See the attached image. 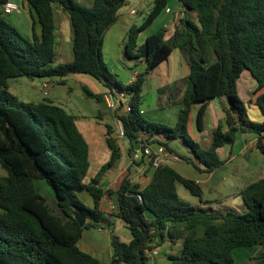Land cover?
<instances>
[{
    "label": "trees",
    "instance_id": "obj_1",
    "mask_svg": "<svg viewBox=\"0 0 264 264\" xmlns=\"http://www.w3.org/2000/svg\"><path fill=\"white\" fill-rule=\"evenodd\" d=\"M184 17L165 40L160 29L137 45L139 35L167 6V0H154L141 23L132 26L126 37L125 55L132 61L143 60L145 69L128 85H122L103 59V41L118 20L127 0H93L84 7L77 0H22L32 21L31 37H24L0 13V264H101L82 251L78 242L85 230L101 229L105 223L100 202L104 191L100 181L120 159V150L105 125L110 158L86 181L89 171L88 146L78 131L74 116L47 98L24 102L9 91V81L18 78L43 80L59 78L65 85L69 75H86L106 91H126L130 113H119L124 139L144 145L156 143L172 153L169 146L181 140L195 159L180 157L197 170L211 173L224 164L217 151L234 145L237 133L257 135L256 147L264 157V0H177ZM60 7L72 26V54L69 63L54 65L55 25L53 7ZM195 16V21L191 18ZM35 25L40 28L39 35ZM181 52L188 67L183 80L186 89L180 101L176 124L146 120L139 105L147 77L170 54ZM244 70L256 81L255 105L262 123L248 118L246 106L237 92ZM87 99L104 104V94L81 87ZM224 99L225 129L212 132L209 149L203 150L188 133L189 118L195 104H202L196 117L203 127L205 105ZM162 137L164 141L143 138ZM149 170H153L148 167ZM52 189L54 206L44 197L37 182ZM181 185L202 201V190L192 180L170 166L153 170L145 187L124 178L117 195V215L131 236L124 243L108 228L110 264H149L147 252L168 241H181L180 255H170V264H234V250L260 247L248 264H264V179L244 188L240 196L246 211L208 212L182 200ZM88 193L92 207L78 196ZM108 194H114L108 191ZM137 196L141 198L138 200ZM74 212L86 217L83 227ZM149 212L152 220L145 217Z\"/></svg>",
    "mask_w": 264,
    "mask_h": 264
},
{
    "label": "crops",
    "instance_id": "obj_2",
    "mask_svg": "<svg viewBox=\"0 0 264 264\" xmlns=\"http://www.w3.org/2000/svg\"><path fill=\"white\" fill-rule=\"evenodd\" d=\"M172 1L175 3L177 0ZM6 2H11L20 6L21 13H9L7 15L1 13L2 4ZM77 2L84 7H90L93 4V0H77ZM153 2L154 0H127L126 5L120 10L118 20L104 36L102 50L105 51L106 57L111 63L112 70L116 74V78L118 79L121 77L125 81V85L130 84L135 79L136 75L142 73L145 69V62L143 60L132 61L126 57L125 43L127 33L132 26L141 23L143 18L148 14ZM175 5L177 8H171L167 0L165 9L157 16L154 22L139 35L137 41L138 46L142 45L148 36L156 33L160 29L165 30V40H168L172 36L175 25L185 15L184 9L180 6L178 1ZM53 12L55 25L54 65L69 63L73 59V30L71 22L69 16L60 7L54 6ZM0 13L4 19L10 22L19 32L23 31L24 37H31L32 21L26 3H23L22 0H0ZM190 16L195 21V16L193 14ZM35 32L39 35L40 28L38 25H35ZM164 66L166 69H162ZM187 75L188 67L181 52L178 50H174L167 60L161 62L153 69L147 77L146 82L149 83L151 80H155V86L151 88V91H145V93L142 91L139 105L140 112L143 117H146V120L148 119V121L154 123L164 124L168 127H173L176 124L179 110L182 107L180 101L186 89V84L183 80ZM76 76H79L76 79V83L80 84V87H87L95 94H104L106 92V89L93 78L86 75ZM39 81L41 86L42 84H47L49 87V81L47 79ZM33 82L34 80L30 81V83ZM256 87V81L251 76L250 72L244 70L237 82V92L246 106V111H248L249 105L252 106V115L247 113L248 118L260 124L263 122V116L255 105L257 96ZM9 91L15 96V92L13 91H16V89L15 87H11V80L9 81ZM29 101L31 100L28 98V100L24 102ZM53 104L63 108L68 114L74 116L76 127L88 146L89 171L86 177L87 181L94 177L97 171L106 164L110 158V149L106 143L105 125L112 127L117 115L123 112H111L106 109L105 104H98L99 106L96 105L98 107L95 106L94 108L91 106L88 107L87 105L77 102L75 97L71 96H69L66 101L57 99V104L54 102ZM201 106L202 104H195L192 108L188 124V133L203 150H207L211 144L212 132L217 127H221L222 129L226 128L224 119L226 101L222 98L208 101L205 105L202 130H198L196 117ZM112 137L116 140V144L120 150V159L114 167L106 172L100 181V187L104 191V196L100 202V210L103 212L105 223L101 229L85 230L78 242V246L82 251L92 255L100 263L103 260L102 255L105 251L109 252V262L111 260L110 234L108 228L113 229L114 234L117 235L122 242L128 243L131 240L130 233L125 228L123 222L116 217L117 195L115 193L118 191L121 181L127 177L132 183L139 184L143 188L149 183L153 173V170H149L145 163L132 161L131 155L134 148L131 149L126 139L116 138L114 130ZM143 138H149L151 141H164L163 138L159 136L153 138L143 136ZM256 144V134L249 132L237 133L234 145H224L218 149V158L223 161L224 164L211 173L204 172V167L201 165L199 166L200 170L192 167L197 172L191 173L192 175H187L178 170V168L174 166L175 163H171L168 166L173 168L182 177L194 181L201 188L202 201L200 202L198 199L199 203L197 205H191L211 213H225L232 209L228 200L241 197L240 193L244 188L254 182L264 179V157L258 151ZM156 145V143L151 144L152 147ZM169 146L175 151L174 154L178 156L186 145L183 141L178 140L171 142ZM186 152L189 154L186 153V156L183 155L184 157L195 159L189 148ZM233 161H237L238 165L234 167L233 172L230 171L229 174H223L221 183L223 186H227V189L223 190L218 182L214 181V177L221 167L229 165L233 163ZM42 182L43 181H40V187L37 185L41 190L44 185ZM206 190L208 194H206ZM108 191H113L114 194H108ZM78 196L87 207H92V200L87 192L83 190L79 191ZM51 197L53 198L52 195ZM181 199L186 202L189 201L186 198ZM243 209H245V206H243ZM145 217L148 220L153 219V216L149 212H145ZM181 250V241L177 242L174 246H171L168 241H164L160 246L149 251L147 253V258L149 264H170L168 257L170 255H180Z\"/></svg>",
    "mask_w": 264,
    "mask_h": 264
},
{
    "label": "rangeland",
    "instance_id": "obj_3",
    "mask_svg": "<svg viewBox=\"0 0 264 264\" xmlns=\"http://www.w3.org/2000/svg\"><path fill=\"white\" fill-rule=\"evenodd\" d=\"M175 3H177V1H175ZM175 3L172 0H168V4L171 8H177ZM21 32L20 33L24 36L23 31H21ZM102 53H103L104 62L108 66L110 72L116 76V74L112 70L111 63L109 62V60L106 57L105 51L102 50ZM162 69H166L165 66ZM77 77H79V76L69 75V76L65 77L64 78V80H66L65 85H60L57 83L59 78L53 77V78L47 79L49 81L48 82L49 90L47 91L48 97H46V98H48L49 101L57 104V99H59L61 101H66L68 99V97L71 96V97H75L77 102L82 103L84 105H87L88 107L91 106L92 108H94L98 104H96L93 100L87 99L85 97L84 93L81 90L80 84L76 83ZM154 77H156V76H154ZM117 80L122 85L125 86V81L121 77L118 78ZM19 83H20V85H19ZM154 84H155V80H151V82H149V83L145 82L143 87H142V91H144L143 93H145V91H151V88H154V86H155ZM11 87L12 88L15 87L16 91H13V92H15V97H17L21 100L27 101L29 98V100L35 101V100H40V99L44 98V95H43L44 90L41 88V83L39 80H34L33 83H30V80H27L26 78L13 79V80H11ZM34 88H36V89H34ZM160 91H162V90H160ZM78 100H80L81 102ZM98 106H96V107H98ZM247 113L249 115H252V106H250V105L248 106ZM144 118H146V117L144 116ZM112 127L114 130L115 125L113 124ZM187 150H188V148H187V146H185V148H183L180 151L182 155L180 154L179 156L184 157V156H186V153L189 154L188 152H186ZM237 165H238V162L233 161V163L226 165L224 167H221L219 172L216 173V175L214 177V181L218 182L219 186L221 188H223V190L227 189V186H225V185L223 186V184L221 183V178L223 177V174H229L230 171L233 172L234 167ZM174 166L176 168H178V170L184 172L187 175H192L191 173H197L192 168V166L190 164L186 163L185 161H182L179 163L177 162L174 164ZM0 175L5 176V172L1 168H0ZM42 183H44V185L42 187L43 191L39 188L40 187L39 186L40 181L37 182V185L39 186L38 189H40L42 194L44 196H46V198H48L50 205L53 207L54 202H53V198L51 197V195L53 196L52 189L49 186H47L45 181H43ZM177 187H178V195L180 196V198L188 199L189 200L188 202H190V204L197 205L199 203L198 198L192 196L181 185H177ZM206 194H208L207 190H206ZM228 203H230L232 206V209H230V210L237 211L241 214H243L246 211V209H243L244 203H243L241 197H236V198H233L231 200H228ZM260 250H261L260 247L238 248V249L234 250V252H233L234 264H248L249 261L251 260V258H253ZM108 253H109L108 251H105V253L102 255L103 260H102L101 264H110Z\"/></svg>",
    "mask_w": 264,
    "mask_h": 264
},
{
    "label": "built area",
    "instance_id": "obj_4",
    "mask_svg": "<svg viewBox=\"0 0 264 264\" xmlns=\"http://www.w3.org/2000/svg\"><path fill=\"white\" fill-rule=\"evenodd\" d=\"M2 13L4 15L9 13L19 14L21 13V8L14 3L6 2L2 4ZM41 88L44 90V97H47V91L49 90L48 85L42 84ZM103 99L106 109L111 112H131L130 95L126 91H106L104 93ZM114 125L115 137L118 139H124L121 121L118 118L115 119ZM131 159L133 162L145 163V165L152 168L153 170H156L161 166H168L171 163H177L181 161L177 155L170 152L163 146L156 145L155 147H152L151 145H144L142 148L141 144L138 150L132 151ZM137 198L138 200H141L139 196H137Z\"/></svg>",
    "mask_w": 264,
    "mask_h": 264
},
{
    "label": "water",
    "instance_id": "obj_5",
    "mask_svg": "<svg viewBox=\"0 0 264 264\" xmlns=\"http://www.w3.org/2000/svg\"><path fill=\"white\" fill-rule=\"evenodd\" d=\"M134 150H138L140 148V144L136 143L135 141L132 142ZM74 219L79 224L80 227H83L86 222V217L78 212H74L73 214Z\"/></svg>",
    "mask_w": 264,
    "mask_h": 264
}]
</instances>
